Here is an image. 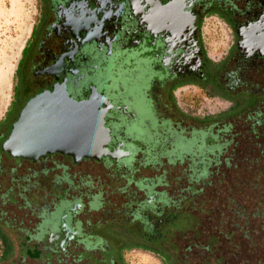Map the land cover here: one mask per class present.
Here are the masks:
<instances>
[{
    "label": "flooded vegetation",
    "instance_id": "obj_1",
    "mask_svg": "<svg viewBox=\"0 0 264 264\" xmlns=\"http://www.w3.org/2000/svg\"><path fill=\"white\" fill-rule=\"evenodd\" d=\"M39 3L0 123L2 255L8 242L11 258L35 263L20 257L26 240L34 254L44 255L45 264H61L81 251L103 258L106 239L89 232L100 225L114 238L128 226L126 238L154 245L182 218L181 204L159 190L166 184L165 169L199 152V159L207 158L205 141L213 145L219 135L209 128L247 126V120L250 126L260 125L258 105L264 94L254 83L264 71V0ZM212 17L229 32L230 44L222 53L205 42ZM54 92L64 98L63 106L89 103L103 114L105 155L78 159L53 152L31 160L3 148L26 107L41 98L35 112L42 113ZM215 95L230 101L231 115H195L194 108L204 99L216 100ZM182 100L190 102L189 109ZM206 165L194 175L197 180L209 175ZM161 167L164 173L156 176ZM146 174L151 176L140 177Z\"/></svg>",
    "mask_w": 264,
    "mask_h": 264
},
{
    "label": "rangeland",
    "instance_id": "obj_2",
    "mask_svg": "<svg viewBox=\"0 0 264 264\" xmlns=\"http://www.w3.org/2000/svg\"><path fill=\"white\" fill-rule=\"evenodd\" d=\"M39 4V0H0V123L5 119L14 92L17 67L23 47L37 20ZM205 32L207 47L216 49L219 53L225 52L230 38L224 23L212 17L206 22ZM255 82L264 94V71L258 73ZM215 96L216 100L204 99L202 104L193 107L195 115H207L205 119H224L231 115L228 107L230 101ZM262 100L258 105L262 113L259 115V126H250L249 122L252 121L247 120V126L238 122L230 128H209V133L212 134L218 129L219 135L216 140H212L213 145H208L209 141H205L204 148L207 150H203L207 158L199 159L202 156V152H199V157L195 155L192 159L184 158L182 163L164 168L163 181L166 184L159 190L164 191L171 201L181 204L177 209L182 218L165 230L166 234L159 242L148 245L138 237L129 240L125 236L129 228L124 225L120 228L119 236L115 238L107 234L105 226H92L90 233L101 234L106 239L103 258L89 252L83 254L81 251L82 253L78 252L74 257L62 259L61 264L263 263L264 222L246 219L241 221L244 226L239 229L221 218V212L237 210L238 206L243 205V196L241 198L239 194H247L244 189L247 177L254 172L264 171V97ZM189 103L182 100L181 106L189 109ZM248 109L247 106V112ZM250 116L252 119V115ZM201 164H207L209 175L197 180L194 175L202 171ZM162 169L163 167L156 172V176L164 173ZM145 176L151 175L140 177ZM187 209L192 216H188ZM174 232H177L175 236ZM114 239L119 243L117 248ZM24 244L20 252L23 255L20 256L21 259L29 258L35 263L24 261L23 264H45L46 258L42 253L37 251L34 254L29 242L25 240ZM17 245L14 241L15 250L18 249ZM3 250L1 247L0 264H21L20 261L17 262V256L11 258L13 254L10 253L8 242V252L4 256Z\"/></svg>",
    "mask_w": 264,
    "mask_h": 264
},
{
    "label": "water",
    "instance_id": "obj_3",
    "mask_svg": "<svg viewBox=\"0 0 264 264\" xmlns=\"http://www.w3.org/2000/svg\"><path fill=\"white\" fill-rule=\"evenodd\" d=\"M46 98L51 104L42 113L35 112L42 102L41 98H36L20 114L3 146L5 150L14 156L31 160L53 152L69 154L78 159H99L105 155L108 131L103 126L102 113H98L89 103L70 102L69 108L63 106L64 98L57 92ZM28 123L50 125L24 126ZM80 123H89L91 126H67Z\"/></svg>",
    "mask_w": 264,
    "mask_h": 264
},
{
    "label": "trees",
    "instance_id": "obj_4",
    "mask_svg": "<svg viewBox=\"0 0 264 264\" xmlns=\"http://www.w3.org/2000/svg\"><path fill=\"white\" fill-rule=\"evenodd\" d=\"M244 189L247 190V194H239L241 198L243 196V205L238 206L237 210L228 209L221 212L223 220L239 229L244 226L241 221H246V219L247 221L248 219H258L264 222V171L250 174L247 177V183H244ZM3 245V243H0V248ZM261 264H264V262Z\"/></svg>",
    "mask_w": 264,
    "mask_h": 264
}]
</instances>
